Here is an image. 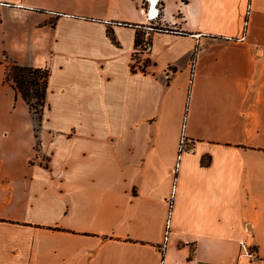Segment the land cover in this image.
<instances>
[{
  "label": "crops",
  "instance_id": "0c3cea01",
  "mask_svg": "<svg viewBox=\"0 0 264 264\" xmlns=\"http://www.w3.org/2000/svg\"><path fill=\"white\" fill-rule=\"evenodd\" d=\"M159 4L0 0V264H264V0ZM8 62L49 68L36 129Z\"/></svg>",
  "mask_w": 264,
  "mask_h": 264
},
{
  "label": "trees",
  "instance_id": "16d2710c",
  "mask_svg": "<svg viewBox=\"0 0 264 264\" xmlns=\"http://www.w3.org/2000/svg\"><path fill=\"white\" fill-rule=\"evenodd\" d=\"M153 29L155 31H169L166 28L153 27ZM140 42L141 40L136 36L135 45ZM195 52L193 53L192 61ZM134 59L136 64L141 61L137 55H134ZM147 62L148 61L144 59L142 64L146 65ZM130 69L132 72H135L131 64ZM49 73L50 71L48 67L26 66L15 62H8L6 65L3 81L9 83L15 91V94L19 95L27 104L29 112L32 113L33 118L36 121L34 129L41 124L42 114L46 107V92Z\"/></svg>",
  "mask_w": 264,
  "mask_h": 264
},
{
  "label": "built area",
  "instance_id": "2783aa9c",
  "mask_svg": "<svg viewBox=\"0 0 264 264\" xmlns=\"http://www.w3.org/2000/svg\"><path fill=\"white\" fill-rule=\"evenodd\" d=\"M142 7L144 9V15H145L146 21H148L149 24L151 23V25L147 27V31H154L153 29L154 26L152 22L157 19V17L159 16V12L163 9V7L159 4V0H142ZM151 49H152V42L149 37V34L146 33L144 34L142 41L136 45L132 53L133 57L131 56L130 64L133 66V69L135 71H141V70H143L141 72L146 71V66L142 64V61L146 59ZM134 55H137L141 59V61L138 62L137 64L135 62ZM187 143H188L187 138L184 135H181L179 138V153L188 149ZM36 156L38 157L37 152H36ZM177 167H178V161L176 162L174 166V171L177 170ZM170 205H171V200H170ZM168 220H169V217L167 219V222ZM167 236H168V231L166 230L163 243H162V247H164V245L166 244ZM241 254L249 258L251 261L257 260L255 249L250 245L241 244ZM160 264H162V261L160 262Z\"/></svg>",
  "mask_w": 264,
  "mask_h": 264
},
{
  "label": "rangeland",
  "instance_id": "374dc122",
  "mask_svg": "<svg viewBox=\"0 0 264 264\" xmlns=\"http://www.w3.org/2000/svg\"><path fill=\"white\" fill-rule=\"evenodd\" d=\"M29 114H30V117H31V121H32V125H36V121H35V119L33 118V115H32V113L31 112H29ZM41 125V124H40ZM46 164V163H45Z\"/></svg>",
  "mask_w": 264,
  "mask_h": 264
}]
</instances>
